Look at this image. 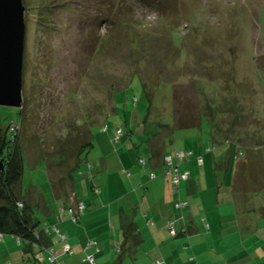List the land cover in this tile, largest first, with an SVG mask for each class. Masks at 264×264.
<instances>
[{"label":"rangeland","instance_id":"1","mask_svg":"<svg viewBox=\"0 0 264 264\" xmlns=\"http://www.w3.org/2000/svg\"><path fill=\"white\" fill-rule=\"evenodd\" d=\"M21 1L22 103L0 106V122L23 151L24 193L49 178L68 191L82 142L118 118L113 99L135 96L141 116L203 117L187 128L242 150L264 141V0Z\"/></svg>","mask_w":264,"mask_h":264},{"label":"crops","instance_id":"2","mask_svg":"<svg viewBox=\"0 0 264 264\" xmlns=\"http://www.w3.org/2000/svg\"><path fill=\"white\" fill-rule=\"evenodd\" d=\"M126 103L121 108L113 104L126 134L112 142L113 127L99 128L97 139L92 138L86 154L92 162L90 177L78 173L85 172L80 166L68 191L50 178L51 187L43 192L33 187L24 193L22 182L18 188L38 207L39 223H52L66 233L72 253L63 254V264H82L84 244L91 237L99 244L96 260L105 264H153L158 257L168 264H264V141L242 150L233 139L214 138L210 131L168 126L151 134L145 125L149 120L143 122L139 115L138 100L129 107ZM177 149L192 153L179 163L189 170V178L179 183L178 192L162 174L165 153ZM141 155L147 158L142 165L137 161ZM253 168L261 175L253 176ZM150 171L155 173L151 178ZM177 197L186 202L180 209L174 206ZM74 200L87 205L78 221L68 217ZM168 219L174 220L176 234H170ZM127 225L133 226L131 232ZM48 234L54 239V232ZM53 246L61 251V241ZM7 263L49 264L36 263L3 234L0 264Z\"/></svg>","mask_w":264,"mask_h":264},{"label":"trees","instance_id":"3","mask_svg":"<svg viewBox=\"0 0 264 264\" xmlns=\"http://www.w3.org/2000/svg\"><path fill=\"white\" fill-rule=\"evenodd\" d=\"M144 1H149V0H144ZM147 96L149 97L148 94ZM150 100L151 99L149 98V101ZM132 101L135 104L137 98L133 96ZM114 103L115 101L113 99V104ZM209 110L212 113L215 111L211 105L209 107ZM150 112L151 109L148 108L147 106L145 114L142 117V121L146 122L149 120L148 121L149 123L145 125H147V127L149 128L151 134L152 131L154 132L156 129L160 130L168 126L169 127L174 126V128H187L194 126L199 127V124L203 120V117H199V119L197 120L194 114L191 115L182 114L176 117L175 120L171 117L172 121L164 120V119L161 120L162 117L160 118L159 117L153 118V116L151 117ZM112 113H114V111ZM213 118L207 120L210 122ZM117 121L118 120H116L115 124L112 126L114 129V135L111 138L112 142H117L119 138H121L123 135L126 134L125 124ZM103 126H105L104 130L101 129ZM118 127H121L122 133L118 134L117 139L114 140V137L117 135L116 131ZM99 128L101 129V131L107 130L109 128L108 121L105 120V122L102 123ZM210 133L214 138L217 135V133H213L212 128L210 130ZM8 136L9 133L7 130V126H2L0 122V234L2 235L8 234L11 237H13L16 243L18 244V246L22 248L23 252L25 254H29L30 258L32 257L34 258L35 251L47 248L52 245L51 236H49L48 232L42 228V225L45 224L46 222L39 223L38 218L34 216V207L32 206L31 202L27 200V198L24 197V195H22L20 191L17 189L18 184L19 186L21 185L20 184L21 176L23 175V166H24L23 151L21 152L18 146V142H17L18 137H15L14 135L12 138H9ZM219 138L223 140L228 137L219 136ZM91 144H92V139L90 140L88 138L86 141H83L82 144L80 145L79 152L77 153V158L79 159L75 164V169L80 166H84L85 163L89 161L86 157V152L90 150V147L92 146ZM9 145H11V151H9V154L6 155V152L9 149ZM89 162L92 163L91 161ZM181 169H186V168H181ZM72 171L73 169H71V172L69 174L70 180L72 179ZM162 174L164 175L163 171ZM181 181L179 183H181ZM126 229L128 230L127 232H131L133 226L127 225ZM186 230H187L186 227L180 229V231L183 232H186ZM136 242H138V240L134 241V243Z\"/></svg>","mask_w":264,"mask_h":264},{"label":"built area","instance_id":"4","mask_svg":"<svg viewBox=\"0 0 264 264\" xmlns=\"http://www.w3.org/2000/svg\"><path fill=\"white\" fill-rule=\"evenodd\" d=\"M105 126H103L101 129L104 130ZM116 132H117V135L114 137V140L117 139L118 134L122 133L121 127H118ZM191 156H192V153L190 149L188 150L177 149L173 151L172 153L171 152L165 153L163 157L164 166H165L163 170L164 176L165 178H168V180L171 183L172 189H174L176 192L179 191L178 189L179 182L181 180L187 179L189 175V170L181 169L179 163L188 159ZM146 160L147 158L144 155L138 156V159H137L140 165L145 164ZM196 161L198 164H201L202 154L196 157ZM84 167H85V172H84V169H79L78 173L82 175L83 173H85L90 177L92 174L91 163L87 161ZM148 174H149V177L151 178L154 176L155 173L150 171ZM91 190L96 192L97 187L92 186ZM175 201L176 202L174 206L177 209L182 208L186 203L185 200H182L180 197H177V200ZM85 208H86L85 202H83L82 200H74L73 203H70V206L67 207L68 215H69L68 217H70L72 221H78L80 219V215L85 211ZM166 225L169 228L170 234L177 233V229H176L173 219H168ZM184 227L185 226H181V229H183ZM42 228L47 232H50V231L54 232V239L53 237L51 238V241H52L51 246L35 251L34 258L32 257V259L36 263L45 261L49 264H63V260H62L63 254L72 253L71 252L72 247L69 241H67L66 239V236H67L66 233L59 230L57 226L52 223L50 224L45 223L42 225ZM0 236H2V234H0ZM56 240L61 241V251L60 252H58L53 246ZM114 248L115 250L120 251V247L118 244H116ZM98 250H99V244H98L97 239L92 238V237L86 239V242L83 248V252L85 253H84L82 264H105L102 261L96 260V254L98 253ZM153 264H168V263L165 260H163L161 257H158L153 260Z\"/></svg>","mask_w":264,"mask_h":264},{"label":"water","instance_id":"5","mask_svg":"<svg viewBox=\"0 0 264 264\" xmlns=\"http://www.w3.org/2000/svg\"><path fill=\"white\" fill-rule=\"evenodd\" d=\"M23 11L21 0H0V106L22 103Z\"/></svg>","mask_w":264,"mask_h":264},{"label":"clouds","instance_id":"6","mask_svg":"<svg viewBox=\"0 0 264 264\" xmlns=\"http://www.w3.org/2000/svg\"><path fill=\"white\" fill-rule=\"evenodd\" d=\"M86 205V204H85ZM87 206V205H86Z\"/></svg>","mask_w":264,"mask_h":264}]
</instances>
